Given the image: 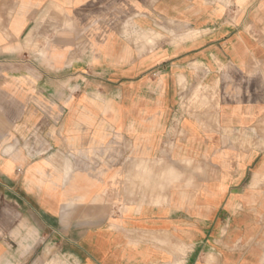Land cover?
Wrapping results in <instances>:
<instances>
[{
    "label": "crops",
    "instance_id": "1",
    "mask_svg": "<svg viewBox=\"0 0 264 264\" xmlns=\"http://www.w3.org/2000/svg\"><path fill=\"white\" fill-rule=\"evenodd\" d=\"M264 264V0H0V264Z\"/></svg>",
    "mask_w": 264,
    "mask_h": 264
},
{
    "label": "rangeland",
    "instance_id": "2",
    "mask_svg": "<svg viewBox=\"0 0 264 264\" xmlns=\"http://www.w3.org/2000/svg\"><path fill=\"white\" fill-rule=\"evenodd\" d=\"M52 264H65V263H61L60 261H53Z\"/></svg>",
    "mask_w": 264,
    "mask_h": 264
}]
</instances>
